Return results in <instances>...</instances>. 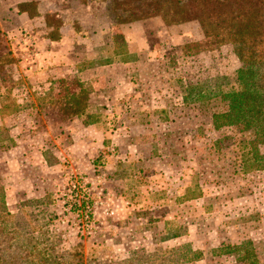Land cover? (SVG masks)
<instances>
[{
    "label": "rangeland",
    "instance_id": "obj_1",
    "mask_svg": "<svg viewBox=\"0 0 264 264\" xmlns=\"http://www.w3.org/2000/svg\"><path fill=\"white\" fill-rule=\"evenodd\" d=\"M18 1L0 0L7 210L85 264H264V164L214 147L206 100L234 86L232 47L195 21L116 23L125 0L26 3L52 30Z\"/></svg>",
    "mask_w": 264,
    "mask_h": 264
},
{
    "label": "trees",
    "instance_id": "obj_2",
    "mask_svg": "<svg viewBox=\"0 0 264 264\" xmlns=\"http://www.w3.org/2000/svg\"><path fill=\"white\" fill-rule=\"evenodd\" d=\"M26 5L19 6V13L26 12ZM120 8L122 14L114 18L121 25L154 17L168 26L195 21L206 38L232 47L239 62L234 86L226 91L212 90L206 98L211 106V127L222 134L214 147L238 149L241 171L262 169L264 162H260L257 149L264 145V0H125L119 3ZM48 17L45 23L53 27ZM115 56L121 55L117 52ZM128 59L120 63L132 61ZM228 131L231 135L225 136ZM6 205L1 195L0 264H85L80 251L57 250L61 240L51 241L48 230L36 232L30 222L14 216ZM37 235L44 240L39 241Z\"/></svg>",
    "mask_w": 264,
    "mask_h": 264
},
{
    "label": "crops",
    "instance_id": "obj_3",
    "mask_svg": "<svg viewBox=\"0 0 264 264\" xmlns=\"http://www.w3.org/2000/svg\"><path fill=\"white\" fill-rule=\"evenodd\" d=\"M33 0H19L18 2H17V8L14 10V16H16V17H21V18H26V19H28L29 21H36L37 19H39V18H41L42 19V21H43V24H44V27L47 29V30H52V28L53 27H49L48 25H46V23H45V17L47 16L48 17V14L49 15H55V17L56 18H60L59 16H58V14L56 13V12H53V13H51V12H47V14H43V12L41 11H38V7H39V5H37V13L35 14V15H32V16H30L27 12H22V13H19V6L21 5V4H26V3H31ZM37 1V0H36ZM33 18V19H32ZM61 19V18H60ZM58 33L59 34H61V27H59V29H58ZM61 37V36H60ZM48 40V43H50V45H53L54 43L55 44H57L58 42H60V40L61 39H51V38H47ZM62 41H63V39H62ZM61 41V42H62ZM87 69H82V70H80V68H78V70H77V72H84V71H86Z\"/></svg>",
    "mask_w": 264,
    "mask_h": 264
}]
</instances>
